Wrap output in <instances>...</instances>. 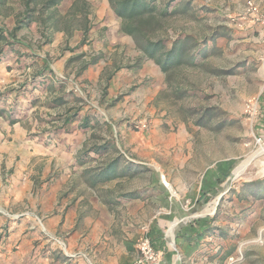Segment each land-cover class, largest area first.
<instances>
[{"label":"rangeland","instance_id":"rangeland-1","mask_svg":"<svg viewBox=\"0 0 264 264\" xmlns=\"http://www.w3.org/2000/svg\"><path fill=\"white\" fill-rule=\"evenodd\" d=\"M24 1L0 0V28L17 41L14 49L0 42V264H138L144 236L157 245L155 264H264V154L232 178L264 145V36L244 18L248 0H190L157 16L147 29L166 47L184 37L207 46L197 65L168 72L119 30L110 0H61L42 11L38 0L30 13L39 18L11 36ZM251 1L264 10V0ZM46 66L53 90L33 81ZM86 115L94 127H81ZM104 143L117 151H91L92 161L76 164ZM117 154L144 170L92 186L84 168L100 171ZM131 191L138 196L114 202ZM206 225L191 252L187 239ZM229 250L222 263L213 256Z\"/></svg>","mask_w":264,"mask_h":264},{"label":"trees","instance_id":"trees-1","mask_svg":"<svg viewBox=\"0 0 264 264\" xmlns=\"http://www.w3.org/2000/svg\"><path fill=\"white\" fill-rule=\"evenodd\" d=\"M181 1L182 0L179 1L169 0L168 2H165L163 5H160L158 0H110V5L113 11L120 18L119 30L122 33L130 35L135 42L136 48L139 51H141L142 56L147 59L153 60L154 63L157 64L163 72H168L169 70H173L174 68L181 66L183 64L190 66L197 65L200 62L201 58L205 57L207 54L206 53L207 46L201 45V43L198 41L191 42L188 37L175 40L172 43L171 47L168 48L166 47V43L164 42L163 39L154 38L152 36V33H150L152 31H149V29H147L149 25L157 22L156 20L157 16L159 17L170 16L177 12L185 11L186 9H188L191 4V1L187 0L186 2L182 3V6H180ZM38 2H39L38 0L24 1V6H25L24 17L17 20L16 25L12 28V30H10L9 35L14 36L17 31H19L25 26H28L31 22L39 18L37 16H34V12L30 13L33 10L34 11L37 10L34 9L32 3L36 4ZM60 2L61 0H44L40 4V11L50 9L51 7H55ZM40 11L38 12L40 13ZM10 38L11 37L6 35L4 33V30L0 28V42L5 41L4 44H10L11 45L10 48L14 49L13 44H16L17 41L11 40ZM15 50L18 49L15 48ZM0 56H1V52H0ZM95 61L96 59H92L91 61L88 62L84 61L83 65L80 67L79 72L85 70L89 65L94 64ZM51 72L52 70L49 68V66H46L42 68L40 72L36 73V75L33 76V81L35 82L39 77L40 78L39 84H42L41 88L53 90V86L55 87V85L48 84L49 77L51 76L50 75ZM66 95L67 94H63L62 96L53 99L52 102L55 105H60L62 103H65ZM76 100H79V98L76 97ZM3 114L5 115L4 109L0 110V115ZM75 116H77V112H74L73 115L69 117V119ZM88 118H89L88 115L83 117L84 122L81 124L82 128L90 124L92 127H94V125L97 124L95 123L97 122L95 120V116L92 115L89 121ZM110 149L117 151L116 147L108 143L94 146L87 151L77 154L76 163L83 166L94 159L92 156H90L91 151H94L97 154H102L108 152ZM143 170H144L143 167H138V165L133 163L129 158L118 154L114 158L107 161L102 166L100 171H96L88 167L85 168V172L91 175L90 184L92 186H96L98 182L106 183L117 178H124L127 176L131 177L142 172ZM137 196H138L137 191L126 192V193H122L119 196V200L122 197L129 199V198H135ZM119 200L114 202L118 203ZM208 228L209 227H207L206 229H204V227L201 228L198 227L196 230L199 231L197 232L195 230L194 233L203 236L204 234H207L206 230ZM201 229L203 230L202 232H200ZM153 231H155V228H153ZM159 236H160L159 238L153 236L152 238L153 241L157 240L158 242L164 243V238L162 233H159ZM191 239L192 238H190V240ZM193 241L199 243L198 241H196V239H193ZM157 244L159 245V243ZM152 245L157 246L155 242H153ZM231 251L232 250L224 251L222 253L216 252L213 256L218 257L219 262L222 263L231 254Z\"/></svg>","mask_w":264,"mask_h":264},{"label":"built area","instance_id":"built-area-1","mask_svg":"<svg viewBox=\"0 0 264 264\" xmlns=\"http://www.w3.org/2000/svg\"><path fill=\"white\" fill-rule=\"evenodd\" d=\"M244 18L248 19L249 22L257 24L264 36V10L251 0L246 2V8L244 13ZM257 110L256 103L252 100L248 101L246 104V112L253 115ZM131 124L137 130H148L149 125L146 120H130ZM138 250L140 256L137 260L138 264H155L157 262V253L154 251L150 239L144 236L138 244Z\"/></svg>","mask_w":264,"mask_h":264},{"label":"bare ground","instance_id":"bare-ground-1","mask_svg":"<svg viewBox=\"0 0 264 264\" xmlns=\"http://www.w3.org/2000/svg\"><path fill=\"white\" fill-rule=\"evenodd\" d=\"M262 73L264 74V66L261 68ZM264 154V145H262L257 151L252 152L250 155H248L246 157V159H244L242 162H240L232 171V178H234L235 176H238L239 174H241L244 170L246 165L248 164V162L250 160L255 159L256 157H258L259 155ZM257 174H264V160H262L260 162V168L257 172ZM189 217V216H188ZM183 219V218H182ZM177 222V221H176ZM177 228V224L175 223L174 228L171 232V236H169V240L173 241L172 239L174 238L175 232ZM175 241V240H174Z\"/></svg>","mask_w":264,"mask_h":264},{"label":"crops","instance_id":"crops-1","mask_svg":"<svg viewBox=\"0 0 264 264\" xmlns=\"http://www.w3.org/2000/svg\"><path fill=\"white\" fill-rule=\"evenodd\" d=\"M51 69V68H50ZM263 107H264V103H263ZM263 113H264V108H263ZM77 164V163H76ZM82 169L84 168V167H81ZM85 169V168H84ZM117 179H120V178H117ZM114 180H116V179H114ZM114 180H111V181H114ZM110 182V181H109ZM106 183H108V182H106ZM119 200V199H118ZM208 225H206L205 226V228L204 229H206V227H207ZM209 227V226H208ZM153 228H155V227H151V229H150V236H156L157 238H159L160 236H159V233H161L160 231H158V229H156L155 228V231H153ZM199 228H201V227H199ZM197 228H195V230H196ZM203 229V228H202ZM200 230V232H202L203 230ZM197 232L199 231V230H196ZM194 234V235H193ZM193 237H192V239H196V241H198V236L200 235V234H196V233H194L193 232ZM163 235V234H162ZM201 236V235H200ZM202 237V236H201ZM188 241H191L190 242V244H191V246H189V250L191 251V252H194L197 248H196V246H197V244L198 243H196V242H194L193 240H190V238L189 239H187ZM199 242V241H198ZM159 243V245L161 246V247H164V245H163V242L161 243V242H158ZM158 245V246H159ZM197 252L199 251L198 249L196 250Z\"/></svg>","mask_w":264,"mask_h":264},{"label":"water","instance_id":"water-1","mask_svg":"<svg viewBox=\"0 0 264 264\" xmlns=\"http://www.w3.org/2000/svg\"><path fill=\"white\" fill-rule=\"evenodd\" d=\"M170 243H172V246L174 245L173 241H172V242H170Z\"/></svg>","mask_w":264,"mask_h":264}]
</instances>
